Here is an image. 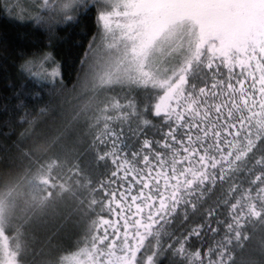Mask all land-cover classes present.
Wrapping results in <instances>:
<instances>
[{"label": "snow or ice", "instance_id": "snow-or-ice-1", "mask_svg": "<svg viewBox=\"0 0 264 264\" xmlns=\"http://www.w3.org/2000/svg\"><path fill=\"white\" fill-rule=\"evenodd\" d=\"M0 12L86 40L69 82L51 42L23 51L0 34L39 88L18 91L28 127L0 141V264H264V0H0ZM48 86L29 112L20 97ZM49 113L54 129L38 131Z\"/></svg>", "mask_w": 264, "mask_h": 264}, {"label": "trees", "instance_id": "trees-1", "mask_svg": "<svg viewBox=\"0 0 264 264\" xmlns=\"http://www.w3.org/2000/svg\"><path fill=\"white\" fill-rule=\"evenodd\" d=\"M91 31H95L93 23L89 22ZM7 33L10 36H20V43L23 46V51H31L33 46L47 45L51 42V51L56 55V59L62 64L61 71L66 81L71 82L75 79L77 71L79 69V56L82 55L83 49L80 47L81 43L86 44V40L83 39L80 34V27H65L64 25L54 26V32L51 37L47 32L38 31L35 27L28 22L17 23L9 18V15L0 12V34ZM91 33H89L90 35ZM20 62L19 49L9 51L5 53L3 49H0V141L4 140H16L20 133L28 127L27 124L22 123L19 120V116L16 115V94L22 88H35L39 91V88L33 84L30 78H26L18 70V64ZM48 86L41 93L42 99L32 97H20L21 100L27 99L26 107L29 112L35 114L41 107L44 106V102L49 99ZM19 113L23 114L25 109L19 108ZM7 123V126H6ZM54 123L53 127L50 126ZM55 127V122L52 114L49 113L46 116H41L38 121V131H52ZM9 133L7 137L3 134ZM31 141H29L30 143ZM259 232H257V235ZM75 238L72 241L66 243H74ZM74 248H68L65 255L74 251ZM163 264H167L165 257H161Z\"/></svg>", "mask_w": 264, "mask_h": 264}, {"label": "rangeland", "instance_id": "rangeland-1", "mask_svg": "<svg viewBox=\"0 0 264 264\" xmlns=\"http://www.w3.org/2000/svg\"><path fill=\"white\" fill-rule=\"evenodd\" d=\"M54 123H51L50 126L53 127Z\"/></svg>", "mask_w": 264, "mask_h": 264}]
</instances>
